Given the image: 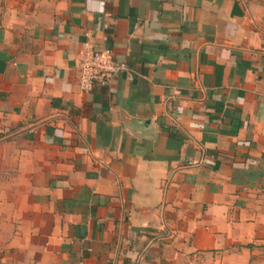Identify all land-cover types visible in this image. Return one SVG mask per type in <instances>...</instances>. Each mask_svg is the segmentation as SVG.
I'll return each instance as SVG.
<instances>
[{
    "label": "crops",
    "instance_id": "0c3cea01",
    "mask_svg": "<svg viewBox=\"0 0 264 264\" xmlns=\"http://www.w3.org/2000/svg\"><path fill=\"white\" fill-rule=\"evenodd\" d=\"M0 264H264V0H0Z\"/></svg>",
    "mask_w": 264,
    "mask_h": 264
},
{
    "label": "built area",
    "instance_id": "2783aa9c",
    "mask_svg": "<svg viewBox=\"0 0 264 264\" xmlns=\"http://www.w3.org/2000/svg\"><path fill=\"white\" fill-rule=\"evenodd\" d=\"M79 60L78 83L82 91H89L94 85L105 87L116 73L126 70L124 65L115 60L109 48L96 50L92 46L84 47L79 52Z\"/></svg>",
    "mask_w": 264,
    "mask_h": 264
}]
</instances>
